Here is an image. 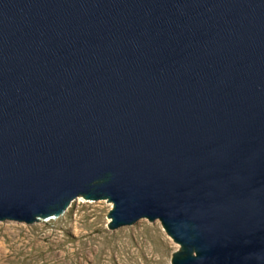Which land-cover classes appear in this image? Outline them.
<instances>
[{
    "label": "water",
    "instance_id": "95a60500",
    "mask_svg": "<svg viewBox=\"0 0 264 264\" xmlns=\"http://www.w3.org/2000/svg\"><path fill=\"white\" fill-rule=\"evenodd\" d=\"M78 196L264 264V0H0V221Z\"/></svg>",
    "mask_w": 264,
    "mask_h": 264
},
{
    "label": "rangeland",
    "instance_id": "374dc122",
    "mask_svg": "<svg viewBox=\"0 0 264 264\" xmlns=\"http://www.w3.org/2000/svg\"><path fill=\"white\" fill-rule=\"evenodd\" d=\"M110 208L78 196L53 219L0 221V264H171L179 245L159 220L110 229Z\"/></svg>",
    "mask_w": 264,
    "mask_h": 264
},
{
    "label": "bare ground",
    "instance_id": "6f19581e",
    "mask_svg": "<svg viewBox=\"0 0 264 264\" xmlns=\"http://www.w3.org/2000/svg\"><path fill=\"white\" fill-rule=\"evenodd\" d=\"M53 218H56V216L48 217V218H45V219H53Z\"/></svg>",
    "mask_w": 264,
    "mask_h": 264
}]
</instances>
